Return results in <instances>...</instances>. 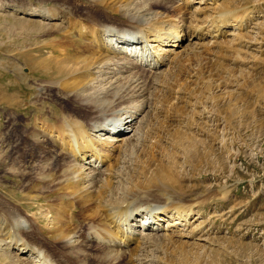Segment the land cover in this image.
I'll list each match as a JSON object with an SVG mask.
<instances>
[{"label": "rangeland", "instance_id": "rangeland-1", "mask_svg": "<svg viewBox=\"0 0 264 264\" xmlns=\"http://www.w3.org/2000/svg\"><path fill=\"white\" fill-rule=\"evenodd\" d=\"M100 1L0 0V223L19 214L26 222V239L43 248L62 247L60 253L71 262L105 264L106 249L97 242H86L80 253L58 245L57 219L73 221L66 227L80 234L90 224L97 230L109 218L103 219L102 207L96 209L98 201L123 207L136 195L149 204L193 206L183 214L192 213L188 225L168 230L162 223L166 237L139 254L146 264H264V0L217 1V8L220 4L241 14L243 27L231 22L226 29L230 35L217 32L216 38L188 41L178 56L170 54L174 59L160 76L144 71L130 75L139 83L137 97L127 101L148 112L140 116L143 136L126 146L127 155L112 152L109 163L114 162L118 178L109 176L106 182L117 193L98 186L95 196L75 202L58 182L67 162L49 137L59 138L65 117L90 119L77 96L117 101L123 92L110 94L106 83L91 94L78 89L91 77L99 55L86 37L100 25L118 31L128 26L129 15L111 0ZM200 1L188 10L152 3L149 7L158 13L145 23L144 18L131 22L165 28L181 24L190 31L213 28L211 12L195 13ZM143 6L131 14L137 16ZM27 9L48 10L60 18L28 15ZM213 30L215 34L217 28ZM126 76L115 84L122 85L120 90L132 78ZM116 109L114 104L106 112ZM35 138L49 141L36 145ZM6 236L0 226V240ZM124 256L117 264H126L129 256Z\"/></svg>", "mask_w": 264, "mask_h": 264}, {"label": "bare ground", "instance_id": "bare-ground-1", "mask_svg": "<svg viewBox=\"0 0 264 264\" xmlns=\"http://www.w3.org/2000/svg\"><path fill=\"white\" fill-rule=\"evenodd\" d=\"M101 1L105 2L107 0ZM108 1L110 2V0ZM111 1L113 5L119 7V11H121L124 16L129 15V20L127 22L128 26H124L126 28H119L120 31H118V29H116L117 27L113 28L110 25H100L98 29L91 31L86 37L91 44L95 43L97 45L96 49L99 55H97L98 60L96 62L94 61L95 64L90 68L91 77L86 79L82 85H79L80 87L78 86V89L83 91H87L88 89L90 90V93L92 89L97 90L98 87L100 88V84L106 83L108 86L107 92L110 94L114 90L116 93L118 91L123 92L121 94L118 92L120 95H118L117 101L113 96L111 99H108L107 97L105 98V96L91 99V96H95L96 94H92L90 97H88V95L87 97H83L82 95L79 97L77 96L76 98L80 99V103L89 110L90 119L73 120L65 117L62 119L59 138H53V136L49 137L50 140H52V144H55V147L59 150V156L64 157L66 160L63 159L67 162V166L63 170L58 182L59 184H62L63 187H66V196L75 202L79 200L83 201V199L90 196H95L98 186L103 189H105L107 185L109 187L110 185L106 182L109 176H114L113 179L118 178V172H116L115 169H112L114 162L112 164L109 163L112 152L117 150L119 155L122 153L127 155L126 146L132 141H136L139 134H142L143 132L140 133V130L143 129L141 124L144 121V116L141 119L140 116L143 112H146V106L142 110L141 106L138 108L135 106L137 104H132L130 101H127L136 96L137 84L139 83V79H134L135 75L133 72L144 71L149 72L154 76H160L164 74L166 67H168L171 60L174 59L172 58L173 56L170 57V54L178 56L181 53L179 50L182 49L188 41L192 42L195 39L199 41L204 39V37L205 39L208 37L216 38L217 32H220L223 36L230 35V31L228 32L226 29L231 25V22H235L239 26H242L244 22L246 23L244 18L239 17L241 14L238 15L237 12L229 10L225 11L219 8L220 4L217 5L219 6L217 8L215 4L219 0H214L213 4L207 0H203L198 3L200 7L196 9L195 13L204 14L206 11L211 12L213 14L212 17H214V20H212L215 21V23L213 22L214 24L212 23V26L216 24L213 28L208 27L207 30L198 28L190 31L186 29L187 27L181 24L171 25L168 28H165L164 25L156 26V24L152 25L151 23L137 26L135 25V22L131 21L137 18H144L142 19V24L145 23V19L154 16L155 14L153 13H158L157 10H154L155 8L153 9L149 7L152 3L158 4L162 1L165 6L174 5L176 9L180 8L182 10H188L189 7L196 4L198 0ZM139 4L142 6L145 4L144 6L146 8L143 6L144 8L142 7L143 9L139 11L137 16L131 14L138 13V10L136 11L135 9ZM25 12L28 15L41 16L47 19L60 18L59 15H51L48 10L43 9H27ZM115 12L120 14L117 10H115ZM215 28H217V31L215 34H212V32L215 31L213 30ZM244 36L245 35L242 34V38H244ZM238 37L239 35L237 38ZM150 43L153 44L151 48L149 47L151 45ZM197 44L199 46L204 45ZM131 74L134 75V78L130 76ZM125 75L132 78H130V80L128 79L129 81L126 80V85L124 83L125 88L123 85V89L120 90L122 85L119 84V86H121L120 88H117L116 83H119ZM138 76L140 77V74ZM98 93H100V91L97 92V94ZM78 95L80 94L78 93ZM114 104L117 106V109L111 113L106 112L108 107ZM140 104H144V102ZM147 113L148 112H146V114ZM119 126H122L123 128H120ZM41 132H44V130ZM38 139L39 138H35L36 145L45 144L43 140L46 139ZM46 141L48 143L49 140ZM125 162L124 158L121 157V163ZM109 188L110 193H112L114 190L112 187ZM103 189L101 190L103 191ZM127 195H125V197H127ZM132 197L135 198L132 199ZM137 197L138 196L136 195L130 196L127 201L130 198L131 201L129 200L130 202L128 201L127 205H124L123 207H119L120 204L118 206L108 204L104 202L105 200L98 201L101 204V206H99L100 204L97 205V201L95 200L94 204L96 203L97 205V207L95 206L96 209L102 207L100 211L105 212L103 219L109 217L102 226L97 227V230H94L90 224L88 229H85L86 231L80 234L76 232L75 227L68 230V225H74L73 221H61L56 218L60 226L56 228V230L55 228L53 229L55 230V242L58 245L60 244L65 247H73L77 253H80L86 242H97L106 249L101 259L105 264H108L107 261H110L111 257H113L114 262H111L110 264H117L118 258L121 255L129 256L126 258V264H146L147 262L143 260L144 258L141 257L140 259L139 254L148 247L147 245L149 243L152 244L151 242H154L158 238L166 237L167 234L163 233L164 230L162 223H167V227H169L168 230H172V228L177 225H188V220L192 217V213L190 212L184 217L183 214L188 207L191 209L193 206L177 207L175 203L168 201L149 204L141 201V197ZM107 200L111 201V199L108 198ZM161 203H164L165 206H162L163 204L161 205ZM173 208H175L174 210L177 214L171 212ZM4 217L1 216V218ZM7 217V219H4V221L0 223V226L4 228L7 234L6 239L4 238L3 240H0V259H2L0 264H79L77 261L71 262L60 253L62 247L57 246L54 247V249H51L52 247L43 248L40 246L41 244L38 245L28 240L29 238L26 239L22 230L25 227L24 224L26 222L24 223L23 218H20L21 216L19 214H13L12 216ZM54 225L56 224L54 223ZM143 227H146V233L140 232ZM69 253L68 255L71 254ZM64 254L67 255V253Z\"/></svg>", "mask_w": 264, "mask_h": 264}]
</instances>
